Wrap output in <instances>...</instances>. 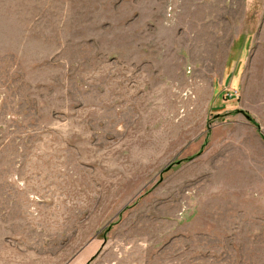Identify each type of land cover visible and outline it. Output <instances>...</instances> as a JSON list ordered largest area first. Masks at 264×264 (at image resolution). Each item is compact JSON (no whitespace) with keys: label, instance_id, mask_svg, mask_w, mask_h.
I'll return each mask as SVG.
<instances>
[{"label":"rangeland","instance_id":"obj_1","mask_svg":"<svg viewBox=\"0 0 264 264\" xmlns=\"http://www.w3.org/2000/svg\"><path fill=\"white\" fill-rule=\"evenodd\" d=\"M263 203L264 0H0V264H264Z\"/></svg>","mask_w":264,"mask_h":264},{"label":"crops","instance_id":"obj_2","mask_svg":"<svg viewBox=\"0 0 264 264\" xmlns=\"http://www.w3.org/2000/svg\"><path fill=\"white\" fill-rule=\"evenodd\" d=\"M255 142H256V144L258 146L259 151H261L262 150V148H261L262 143L261 142L259 143V141L256 140V139H255ZM260 210L263 211V214L256 215L255 217H260V219H264V203L261 205ZM255 214H258L257 210L255 211Z\"/></svg>","mask_w":264,"mask_h":264},{"label":"trees","instance_id":"obj_3","mask_svg":"<svg viewBox=\"0 0 264 264\" xmlns=\"http://www.w3.org/2000/svg\"><path fill=\"white\" fill-rule=\"evenodd\" d=\"M243 114L247 118L248 121H251L252 122L251 118L248 115H246L245 113H243Z\"/></svg>","mask_w":264,"mask_h":264}]
</instances>
